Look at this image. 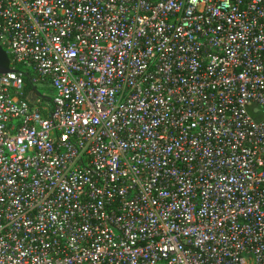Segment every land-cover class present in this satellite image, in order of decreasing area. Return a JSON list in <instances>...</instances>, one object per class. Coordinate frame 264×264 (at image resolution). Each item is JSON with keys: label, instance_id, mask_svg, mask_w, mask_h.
Wrapping results in <instances>:
<instances>
[{"label": "built area", "instance_id": "2783aa9c", "mask_svg": "<svg viewBox=\"0 0 264 264\" xmlns=\"http://www.w3.org/2000/svg\"><path fill=\"white\" fill-rule=\"evenodd\" d=\"M0 46V264H264V0H0Z\"/></svg>", "mask_w": 264, "mask_h": 264}, {"label": "water", "instance_id": "95a60500", "mask_svg": "<svg viewBox=\"0 0 264 264\" xmlns=\"http://www.w3.org/2000/svg\"><path fill=\"white\" fill-rule=\"evenodd\" d=\"M14 72L9 54L0 46V74Z\"/></svg>", "mask_w": 264, "mask_h": 264}, {"label": "trees", "instance_id": "16d2710c", "mask_svg": "<svg viewBox=\"0 0 264 264\" xmlns=\"http://www.w3.org/2000/svg\"><path fill=\"white\" fill-rule=\"evenodd\" d=\"M18 70H22V67L21 66H18L16 67ZM26 79H25V82H26V86H25V91L26 93H36V92H39V90H36L35 89V86L32 84L31 82V76L29 74H26ZM53 90V89H51ZM54 93V91H53ZM48 101H51V98H47ZM51 103V102H50Z\"/></svg>", "mask_w": 264, "mask_h": 264}, {"label": "rangeland", "instance_id": "374dc122", "mask_svg": "<svg viewBox=\"0 0 264 264\" xmlns=\"http://www.w3.org/2000/svg\"><path fill=\"white\" fill-rule=\"evenodd\" d=\"M40 88V94L47 98H52L54 96L53 90L47 87V85H42Z\"/></svg>", "mask_w": 264, "mask_h": 264}]
</instances>
